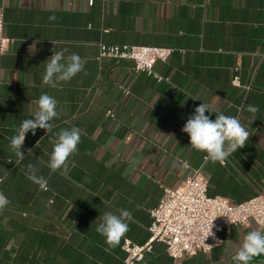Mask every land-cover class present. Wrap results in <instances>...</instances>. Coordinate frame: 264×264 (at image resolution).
<instances>
[{
    "label": "crops",
    "instance_id": "crops-1",
    "mask_svg": "<svg viewBox=\"0 0 264 264\" xmlns=\"http://www.w3.org/2000/svg\"><path fill=\"white\" fill-rule=\"evenodd\" d=\"M0 8L11 41L0 58V192L10 201L0 211V264H122L124 240L148 241L161 187L176 188L196 169L209 197L231 206L264 197V0H0ZM101 44L173 53L153 65L158 81L130 60H97ZM53 48L86 61L56 87L42 79ZM42 93L57 100L59 115L52 132L26 134L19 161L11 137ZM201 103L211 119L223 113L252 121L245 147L223 165L189 150L182 131ZM73 126L84 133L78 151L66 175L53 173L47 165L55 134ZM29 164L45 189L26 176ZM122 209L131 213L129 231L111 248L96 227L105 212ZM258 228L264 225L233 226L210 254L178 261L153 243L144 262L228 264L243 236Z\"/></svg>",
    "mask_w": 264,
    "mask_h": 264
},
{
    "label": "clouds",
    "instance_id": "clouds-1",
    "mask_svg": "<svg viewBox=\"0 0 264 264\" xmlns=\"http://www.w3.org/2000/svg\"><path fill=\"white\" fill-rule=\"evenodd\" d=\"M49 19L55 20L56 18L51 16ZM66 51L67 49L57 51L53 48V54L47 60L42 77L45 85L56 87L60 82L71 81L84 70L86 61L77 53L65 57ZM34 103L36 109L31 115L32 118L23 120L21 125L15 128L16 134L10 140L9 147L19 161H23L25 156L21 149L26 134L31 132L35 135L37 129H43L46 133L52 132L54 125L51 122L59 115L57 100L47 93H42ZM247 111L255 115L259 108L247 105ZM210 112L209 105L201 103L194 109V114L188 117L182 131L189 137V150L205 153V160L223 165L237 150L245 147L251 135L248 131V124L252 121L244 122L237 116L223 113L216 115L215 119H211L209 115H206ZM83 134V131L75 126L70 129H61L55 134L56 139L47 165L51 172L59 171L61 175L67 174L71 164L70 157L78 151ZM165 137L174 136L167 134ZM28 153H32V149H28ZM37 171L38 169L34 165L29 164L25 174L28 179L44 187L47 181L43 176H38ZM9 203L8 198L0 192V211H3ZM130 218L131 213L128 210L122 209L119 214L105 212L100 216L101 222L97 225L96 232L104 237L105 243L109 247L116 248L129 231L126 221ZM212 228L213 221L208 228L207 237H214ZM257 257H264V228L251 230L243 236L233 256V264H253Z\"/></svg>",
    "mask_w": 264,
    "mask_h": 264
},
{
    "label": "built area",
    "instance_id": "built-area-1",
    "mask_svg": "<svg viewBox=\"0 0 264 264\" xmlns=\"http://www.w3.org/2000/svg\"><path fill=\"white\" fill-rule=\"evenodd\" d=\"M10 42L3 35L0 8V58L7 52ZM172 53V49L152 46L99 45L97 60H130L136 72L160 81L162 78L153 73L152 67L157 62H166ZM231 84L234 87L240 86L237 77L232 79ZM107 114L112 117L110 112ZM182 164L184 169L189 168L186 162ZM161 189L162 197L150 211L148 241L138 246L124 240L121 247L124 253L122 264H146L144 255L151 251L153 243L163 244L173 261L192 257L199 252L210 254L219 245L220 234L229 231L231 227L244 226L249 222L257 226L264 225V197H255L236 206L229 205L224 198L209 197L207 180L201 169L193 170L176 188ZM212 221L214 237H207Z\"/></svg>",
    "mask_w": 264,
    "mask_h": 264
},
{
    "label": "water",
    "instance_id": "water-1",
    "mask_svg": "<svg viewBox=\"0 0 264 264\" xmlns=\"http://www.w3.org/2000/svg\"><path fill=\"white\" fill-rule=\"evenodd\" d=\"M228 264H233V258L229 261ZM253 264H264V257L255 258Z\"/></svg>",
    "mask_w": 264,
    "mask_h": 264
},
{
    "label": "trees",
    "instance_id": "trees-1",
    "mask_svg": "<svg viewBox=\"0 0 264 264\" xmlns=\"http://www.w3.org/2000/svg\"><path fill=\"white\" fill-rule=\"evenodd\" d=\"M101 45H105V44H101ZM114 118V117H113Z\"/></svg>",
    "mask_w": 264,
    "mask_h": 264
}]
</instances>
